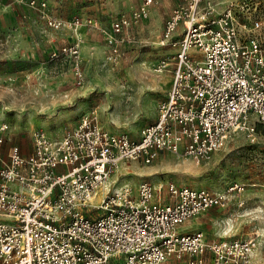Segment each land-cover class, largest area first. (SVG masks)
I'll list each match as a JSON object with an SVG mask.
<instances>
[{"label": "built area", "instance_id": "1", "mask_svg": "<svg viewBox=\"0 0 264 264\" xmlns=\"http://www.w3.org/2000/svg\"><path fill=\"white\" fill-rule=\"evenodd\" d=\"M154 2L141 0L110 21L115 60L130 27L148 17ZM30 4L53 29L79 26L76 17L48 11L43 0ZM237 19L233 5L215 11L206 0H181L170 10L157 39L170 51L153 66L169 74V87L155 119L136 136L108 131L91 113L60 137L33 130L24 153L17 144L4 148L0 124V264H249L255 237L207 240L200 230L182 228L241 193V185L221 192L169 180H142L135 192L109 185L119 162L150 164L162 153L199 162L232 133L255 140L256 125L264 124V47L249 31L261 23ZM78 48L79 39L59 53L73 60L81 79Z\"/></svg>", "mask_w": 264, "mask_h": 264}, {"label": "rangeland", "instance_id": "2", "mask_svg": "<svg viewBox=\"0 0 264 264\" xmlns=\"http://www.w3.org/2000/svg\"><path fill=\"white\" fill-rule=\"evenodd\" d=\"M43 1L48 11L65 20L78 18L79 26L53 29L30 0H0V124L6 125V142L26 150L33 130L60 137L91 113L105 129L136 136L140 127L155 119L156 105L164 97L162 87L168 78L153 71L162 54L156 40L161 23L178 0H155L151 12L155 18L150 13L130 27L129 40L121 43L116 60L108 45L110 21L128 14L141 0ZM206 1L215 11L233 5L239 21L258 18L260 28L249 33L256 34L264 47V0ZM77 39L81 79L74 74L73 60L59 53L61 46ZM57 127L59 136L48 134ZM119 165L111 174V189L125 183L135 189L142 180H169L213 192L241 185V193L232 192L223 206L197 215L184 227L202 231L207 240L253 236L249 264H264V124L257 127L254 141L232 133L203 161L162 153L150 164ZM138 173L145 174L139 179ZM101 194L99 190L92 202L97 203ZM159 264L182 263L167 259Z\"/></svg>", "mask_w": 264, "mask_h": 264}, {"label": "crops", "instance_id": "3", "mask_svg": "<svg viewBox=\"0 0 264 264\" xmlns=\"http://www.w3.org/2000/svg\"><path fill=\"white\" fill-rule=\"evenodd\" d=\"M181 0H178V2L175 4V5H177L179 2H180ZM175 5H173L172 7H171V9L175 6ZM152 6H154V4H152L150 7H149V14L152 12ZM170 9V10H171ZM169 13H170V11H169ZM168 13V14H169ZM149 14H148V16H149ZM151 15H152V17L153 18H155V16H154V14H152L151 13ZM168 16V15H167ZM166 16V17H167ZM165 17V18H166ZM149 18V17H148ZM164 21V20H163ZM137 24V23H136ZM162 25H163V22L161 23V27H160V30H159V32H158V34H157V39H158V37H159V34H160V32H161V29H162ZM128 33H129V30H128ZM156 46L159 48V50L162 52V54L160 55V56H162L163 54H166V53H168L169 51H170V49H168V48H162V47H160L158 44H157V40H156ZM160 58V57H159ZM164 75H165V77H167L168 78V81L165 83V85L162 87V89H165V92H164V97H165V94H166V91H167V89H168V87H169V83H170V76H169V74H167V73H163ZM136 130H138V128L139 127H137L136 126ZM108 130V129H107ZM111 130V131H110ZM110 130H108V131H110V132H113V133H115L114 131H120V130H118V129H115V128H110ZM130 130V129H129ZM133 130H135V128L133 129ZM48 134H50L51 136H59V134H60V128L59 127H57V129L53 132V134H51V133H48ZM9 143H12V144H16V142H9V141H5V143H4V148H6L7 146H8V144ZM22 147V146H21ZM30 150H31V140H30V145L27 147V149L25 150V149H23L22 148V152H24V153H28V152H30ZM130 163H133V162H130ZM130 163H128V165H130ZM148 166H150V165H148ZM153 166V165H152ZM133 173L134 174H136L134 171H133ZM143 174H145V173H138V175L140 176V178L139 179H141L142 177V175ZM126 184V183H125ZM132 186H133V183H132ZM188 223V222H187ZM186 223V224H187ZM186 224H184L183 226H182V228H184V229H187V228H185L184 226L186 225Z\"/></svg>", "mask_w": 264, "mask_h": 264}, {"label": "bare ground", "instance_id": "4", "mask_svg": "<svg viewBox=\"0 0 264 264\" xmlns=\"http://www.w3.org/2000/svg\"><path fill=\"white\" fill-rule=\"evenodd\" d=\"M119 164H120V162L118 163V165H119ZM119 167H120V165H119ZM119 167H118V168H119ZM110 179H111V177H110ZM132 191H133V192H135V189H134V188H132Z\"/></svg>", "mask_w": 264, "mask_h": 264}, {"label": "trees", "instance_id": "5", "mask_svg": "<svg viewBox=\"0 0 264 264\" xmlns=\"http://www.w3.org/2000/svg\"><path fill=\"white\" fill-rule=\"evenodd\" d=\"M260 125H261V124H257V125H256V130H257V127L260 126Z\"/></svg>", "mask_w": 264, "mask_h": 264}]
</instances>
